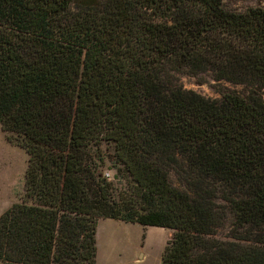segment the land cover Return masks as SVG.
<instances>
[{
    "label": "trees",
    "instance_id": "1",
    "mask_svg": "<svg viewBox=\"0 0 264 264\" xmlns=\"http://www.w3.org/2000/svg\"><path fill=\"white\" fill-rule=\"evenodd\" d=\"M181 74L208 76L219 98ZM263 97L262 8L0 0V127L28 155L0 264H96L100 219L172 231L160 264H264ZM103 142L133 195L116 200L98 171Z\"/></svg>",
    "mask_w": 264,
    "mask_h": 264
},
{
    "label": "rangeland",
    "instance_id": "2",
    "mask_svg": "<svg viewBox=\"0 0 264 264\" xmlns=\"http://www.w3.org/2000/svg\"><path fill=\"white\" fill-rule=\"evenodd\" d=\"M224 8L243 12L247 8H262L264 0H222ZM205 82L187 74L178 76L179 85L185 90L194 91L204 97L219 98L213 89L214 82L202 75ZM221 86L241 92L240 87L228 84ZM264 98V97H263ZM91 155L98 171L112 184L113 197L120 200L124 195H133L134 186L127 173L116 162L112 145L101 143L91 148ZM28 155L17 142L15 136L4 132L0 127V215L13 204L21 202L24 193V175ZM171 184L183 190L173 172L169 173ZM218 187V186H217ZM218 205L226 206L221 199ZM225 224L217 233V238L227 240L231 235L233 218L228 210ZM172 231L158 227H144L111 219H100L96 229V264H160L161 255Z\"/></svg>",
    "mask_w": 264,
    "mask_h": 264
}]
</instances>
